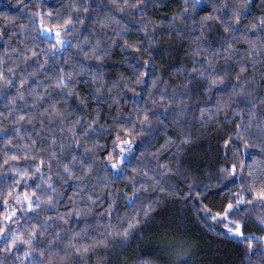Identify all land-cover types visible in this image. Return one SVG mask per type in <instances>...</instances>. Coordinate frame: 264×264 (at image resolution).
Here are the masks:
<instances>
[{"label":"snow or ice","instance_id":"6c2138e0","mask_svg":"<svg viewBox=\"0 0 264 264\" xmlns=\"http://www.w3.org/2000/svg\"><path fill=\"white\" fill-rule=\"evenodd\" d=\"M163 6V0H62L44 13L43 4L29 2L24 8L41 11L26 14L27 24L9 17L15 27L0 26V264H123L138 240L159 230L153 213L177 195L264 264V236L245 234L250 222L264 233V0L260 15L252 13L254 0H183L167 25L149 15ZM160 28L190 49L174 87L156 71ZM133 32L143 38L130 41ZM116 48L129 71L109 80L104 61ZM159 55L175 59L172 48ZM81 83L91 86L90 97L79 95ZM86 101L94 103L91 111L81 107ZM191 101L205 103L202 124L220 113L232 117L224 163L209 168L207 181L181 165V145L192 142L187 134L151 151L161 131L184 125ZM109 136L111 152L100 143ZM136 137L144 146L134 152ZM173 145L176 151L161 160ZM149 152L151 168L141 159ZM170 175L183 178L187 196L173 191ZM65 185L72 188L66 197ZM121 185L128 191H110ZM214 187L230 194L211 203ZM122 208L131 211L122 215ZM161 247L168 264H190V241L163 240Z\"/></svg>","mask_w":264,"mask_h":264},{"label":"trees","instance_id":"16d2710c","mask_svg":"<svg viewBox=\"0 0 264 264\" xmlns=\"http://www.w3.org/2000/svg\"><path fill=\"white\" fill-rule=\"evenodd\" d=\"M43 4L42 11L44 13L50 11L52 8H58L62 0H0V26L8 24L9 27H15V24L9 22L7 18L14 19L16 24H27L25 19L26 14H30L32 11H41V8H24V3ZM67 2V0H63ZM151 2V0H150ZM183 0H163L164 6L161 8L150 9L149 15L153 21L160 23L161 25H167L170 23L173 14L182 10ZM260 0H254V6L252 13L254 15H260L262 10L259 7ZM19 9V10H18ZM199 11V10H198ZM210 11V9H208ZM201 16L206 15L207 11H199ZM19 31V28L16 29ZM158 32L163 33L162 36H157L159 48L155 55L157 56V64L161 65L156 69L157 74L163 77L165 85L174 87L176 83H179L180 79H183V75L177 72V68L188 61L185 58L186 51H189L188 42L185 40L181 42L176 37L168 35L165 28L157 29ZM32 35L35 36V30H32ZM130 41L139 40L143 38V33L133 32L128 34ZM71 39V37H66ZM38 42V41H37ZM28 43H33V40L29 39ZM44 44L43 47H47ZM172 48L175 53V59L172 63H169L167 57H160L159 53L164 49ZM3 49L0 47V54ZM122 60V54L119 49H113L112 56L108 57L104 61V72L106 78L109 80H116L119 78L120 73L128 72L129 69L125 64L118 61ZM164 65H168L164 67ZM252 75L251 70L248 73ZM173 78H176L175 80ZM256 78L259 79V72L256 73ZM86 79V77H85ZM90 85L81 83L77 91L79 95L84 98L90 97ZM140 89L137 88V91ZM160 90H163L161 85ZM181 91V89H177ZM207 101V98H204ZM76 106V102H73ZM191 107L188 109V114L183 126H172L169 129L161 131L157 137V142L151 146V151H159L167 140L173 139L176 143H179L182 134H187L191 138L189 145H181L183 153L180 157L181 165L183 169L187 170L191 176L197 178L198 181H207L209 168L219 161L223 165L225 157L224 150L222 148L223 140L227 133L233 129L232 117L229 114L225 117L223 113H220L215 119L208 121L206 124H202L200 121L199 108L205 107V103H197L191 101ZM81 107L88 108L91 111L95 105L88 104L87 101ZM128 110H131V104L127 105ZM207 107L212 108L211 101H207ZM3 110V105L0 104V111ZM109 111L105 106V112ZM114 137L109 136L106 139H102L100 143L105 144L107 151H112ZM141 147L139 141H136L134 152ZM176 151V147L171 146V151H165L161 155V160L166 161L173 152ZM144 163L151 162L152 157L149 152L146 157H141ZM175 159V157H173ZM229 161L232 160L231 155L227 157ZM175 167V165H171ZM167 180L171 181L173 191L183 190L185 196H187V186L185 185L183 178L178 176H168ZM29 184L32 182L29 181ZM68 191L64 194L65 197L71 195L72 188L70 185H65ZM30 190V189H29ZM233 190L234 186H233ZM120 193L121 191H128L123 185L110 189ZM131 193H129L130 195ZM230 194L228 187H214L212 191L208 193V199L211 203H218ZM67 202L62 201V203ZM63 210V209H62ZM125 211L130 212V209L121 210L123 215ZM18 215H20L18 213ZM153 216L157 217L155 225L158 231L154 230L143 236L142 240H138L136 244L121 258L123 264H168L170 257L162 251L163 240H176V241H190L191 242V257L190 264H261L259 255L254 259L249 258L246 251V246L243 244H237L231 239H225L220 233L223 231V226L216 224L211 218H202L203 214L197 215L196 208L193 203L186 201L185 197L177 195L176 197H167L165 202L160 205ZM179 225L180 229L177 231L175 227L164 229L163 224ZM23 224V220H21ZM246 235L263 236L258 227L254 223H249L245 229ZM143 235V234H142ZM260 248H256V252L259 253Z\"/></svg>","mask_w":264,"mask_h":264},{"label":"clouds","instance_id":"9594fccd","mask_svg":"<svg viewBox=\"0 0 264 264\" xmlns=\"http://www.w3.org/2000/svg\"><path fill=\"white\" fill-rule=\"evenodd\" d=\"M137 141H139L140 142V144H141V147H143L144 146V140H143V138L142 137H136L135 138ZM146 166H148L149 168H151L152 167V165H151V163L149 162V163H147V164H145ZM192 247V246H191ZM186 254V253H185ZM176 258V256L174 255L173 256V259H175Z\"/></svg>","mask_w":264,"mask_h":264},{"label":"rangeland","instance_id":"374dc122","mask_svg":"<svg viewBox=\"0 0 264 264\" xmlns=\"http://www.w3.org/2000/svg\"><path fill=\"white\" fill-rule=\"evenodd\" d=\"M18 191H23L22 189H18ZM264 236V235H263Z\"/></svg>","mask_w":264,"mask_h":264}]
</instances>
